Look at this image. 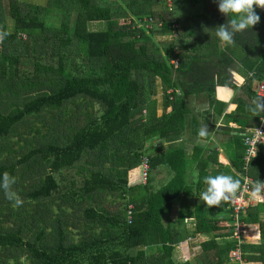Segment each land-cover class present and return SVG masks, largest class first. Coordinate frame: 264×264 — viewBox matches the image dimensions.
Here are the masks:
<instances>
[{"label": "trees", "instance_id": "1", "mask_svg": "<svg viewBox=\"0 0 264 264\" xmlns=\"http://www.w3.org/2000/svg\"><path fill=\"white\" fill-rule=\"evenodd\" d=\"M207 3L0 0V33H7L0 39V173L14 178L9 190L22 201L17 206L0 190V264H230L237 246L230 199L207 206L200 193L211 172L239 179L238 191L245 174L264 180V143L244 157L247 127L264 115L255 89L264 78V9L254 6L259 21L227 44L216 27L228 17ZM92 21L104 26L90 29ZM235 68L245 74L242 84ZM159 86L161 114L153 97ZM227 89L235 91L230 112ZM196 98L207 109L195 112ZM256 98L261 112L250 110ZM212 112L223 113V129L233 133L234 170L209 144L188 155V133L208 138L197 132L200 116ZM160 165L171 175L154 188ZM183 197L195 202L178 216ZM239 220L258 223L260 240L239 248L250 264H264V202ZM198 233L208 236L201 251L178 260L177 245Z\"/></svg>", "mask_w": 264, "mask_h": 264}, {"label": "clouds", "instance_id": "2", "mask_svg": "<svg viewBox=\"0 0 264 264\" xmlns=\"http://www.w3.org/2000/svg\"><path fill=\"white\" fill-rule=\"evenodd\" d=\"M217 10L228 17L226 24H220L216 27V36L219 40L232 43L233 35L236 32L245 31L256 24L260 17L254 9H264V0H214ZM7 33H0V39ZM228 95H232V90L227 89ZM253 107L251 111L259 110L262 106L260 98L252 101ZM206 125H202L198 132V137H204L207 134ZM206 188L200 193V199L207 206L219 205L221 201L229 200L239 189L240 180L232 175L216 174L214 176H206L203 178ZM14 183V178L7 173H0V190L4 191L6 198L13 200L18 206L22 201L13 192L10 185ZM249 196L256 202H264V180L253 182L250 188Z\"/></svg>", "mask_w": 264, "mask_h": 264}, {"label": "crops", "instance_id": "3", "mask_svg": "<svg viewBox=\"0 0 264 264\" xmlns=\"http://www.w3.org/2000/svg\"><path fill=\"white\" fill-rule=\"evenodd\" d=\"M213 1L214 0H212V1L208 0L207 6L210 9L216 5L215 3H212ZM234 70H235V71H233L234 78L237 80L238 84H242L245 80V74L243 72L238 71L236 68ZM161 90H162V88H161ZM161 93L163 94V90L160 92V88H158L157 94L153 96L156 100V107H157L158 114H161L163 111L164 96H163V98L160 99ZM232 93L233 94L230 95L227 99L228 104H227V108L224 109V112H230V111L234 110L236 107V104L231 102V98L234 96L235 91L232 90ZM196 99H198V98H196ZM196 99L192 100L195 112H197L198 110L203 111L204 109H207V108H203V107L207 106L206 101H203V103L204 102L205 103L201 106L200 101H198V100L195 101ZM204 115L205 116L202 117V119L200 116V120H201L200 127L202 125L207 126L206 127V130H207L206 135L208 136V138H196L195 136L188 133V138L185 140V145L187 147L188 155L190 156L192 154L195 144L201 145V146H207L209 144V146H211L212 148H215L217 150V152H218L217 157H218L219 162L223 166L234 170V167L231 165V161H230L231 159L229 157V155L232 153V145L230 144V140H231L233 133L228 131V130L223 129L225 126H227L225 119L223 118V113L221 115H219L215 112H212L210 115H208V114H204ZM228 125H230L234 128L237 127V124L233 123L232 121H230L228 123ZM248 128H251V127H247V129ZM218 167H219V165L213 164L212 170L214 171V170L218 169ZM190 170L193 174L191 179H193V177H195V171L192 168ZM167 175H168V172H167L166 167L161 166V165L158 166V168L154 171L155 177H154L153 183L156 181L158 182L160 180H164V179L167 180L168 179ZM210 175H212V172ZM162 176H164L165 178L163 179ZM156 177L158 180L156 179ZM205 188H206V184H205L203 191L205 190ZM194 202H195L194 197H187V198L183 197V198H180L179 200H177L175 207L177 208L176 212H177L178 216H179L181 210L184 209L183 205H185L186 208L188 209L194 204ZM187 209H184V210H187ZM186 220H187L186 223H188L187 226L188 227L191 226V223H193V219L187 218ZM258 232H259V229H258ZM207 238H208V236L204 233H201V234L198 233L195 236H190V235L187 236V240L189 239V241H191V243L199 242L198 244L193 245L192 249L199 247L201 242L206 240ZM184 255H186L187 259H189V256H187V254H184Z\"/></svg>", "mask_w": 264, "mask_h": 264}, {"label": "built area", "instance_id": "4", "mask_svg": "<svg viewBox=\"0 0 264 264\" xmlns=\"http://www.w3.org/2000/svg\"><path fill=\"white\" fill-rule=\"evenodd\" d=\"M166 1H167V5L171 8L173 0H166ZM173 25L177 26V23L173 21ZM255 89L257 94L262 98L264 103V78L256 83ZM173 91L180 93L179 89H175V90L171 89L168 92H173ZM244 142L246 144V153L244 157L246 160H249L252 156L256 155V153L258 152L259 144L264 143V115L262 116V120L259 126L251 127L247 129ZM149 168H150V158L147 154H144L141 157L142 182H146ZM243 178L244 181L241 189L236 194H234L229 200V208L232 210L231 213L236 221L234 224L233 237L237 239V246L234 247L229 252L230 264H250V261H247V259L243 257L242 250L239 247L242 242L246 241L245 239L246 228L248 224H252V223H244L243 221L239 220V214L245 212L250 205L255 204L257 202L252 200L249 196L250 188L253 183L252 178L249 177L247 174L243 175ZM132 208L133 205L129 204L127 211L128 222H132L133 219ZM103 264H111V263H103Z\"/></svg>", "mask_w": 264, "mask_h": 264}, {"label": "rangeland", "instance_id": "5", "mask_svg": "<svg viewBox=\"0 0 264 264\" xmlns=\"http://www.w3.org/2000/svg\"><path fill=\"white\" fill-rule=\"evenodd\" d=\"M32 1H35L36 2L38 0H32ZM39 1L41 2V0H39ZM9 23L11 24V21H9ZM88 26H89L90 29H100V28H102L104 26V24L102 22L92 21V22H89L88 23ZM172 37H173V35L170 33V34L160 35V37H158V39L164 40V39H170ZM158 82H159V79H158ZM159 88H160V92H161L162 91L161 90V87L159 86ZM161 98H163V94L162 93L160 94V99ZM197 100L200 101V105L201 106L205 103V102L203 103V101H206V99H204V98H198L195 101H197ZM95 109H96V111L98 110L97 108H95ZM133 171H135V173L138 174L139 169L137 170V168H136ZM167 171L169 172V174L167 175V177H169L171 175V170H168L167 169ZM162 178L164 179L165 177L162 176ZM156 179H157V177H156ZM166 181L167 180L164 179V180H160L158 182L157 181L154 182V188L160 187L161 185H163L164 183H166ZM183 208L184 209H187L185 205H183ZM175 210H177L176 207H175ZM258 229H259L258 223L248 224V226L246 228V232H245V236H246L245 239H246V241H249V242H258L260 240L259 236L257 238L254 237V235L256 233H259L258 232ZM189 235L192 236L191 234H189ZM190 243H191V241H189V239L187 240V238H186V239L182 240L177 245V247L175 248L176 249L175 256H176V258L178 260H187V257L184 254H187V256H189V259H193L201 251L200 246L197 247V248L192 249L193 245L198 244L199 242L191 243V244Z\"/></svg>", "mask_w": 264, "mask_h": 264}]
</instances>
